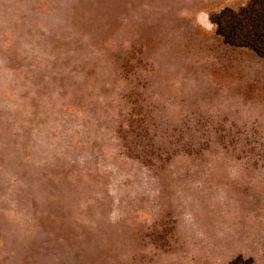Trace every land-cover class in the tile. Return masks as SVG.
Listing matches in <instances>:
<instances>
[{"label": "rangeland", "instance_id": "374dc122", "mask_svg": "<svg viewBox=\"0 0 264 264\" xmlns=\"http://www.w3.org/2000/svg\"><path fill=\"white\" fill-rule=\"evenodd\" d=\"M0 264H264V0H0Z\"/></svg>", "mask_w": 264, "mask_h": 264}]
</instances>
